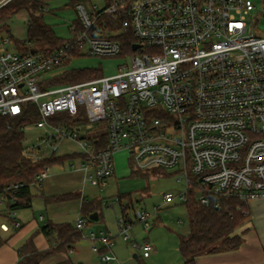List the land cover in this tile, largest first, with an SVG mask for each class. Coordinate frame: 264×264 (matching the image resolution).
Returning a JSON list of instances; mask_svg holds the SVG:
<instances>
[{
	"label": "built area",
	"instance_id": "1",
	"mask_svg": "<svg viewBox=\"0 0 264 264\" xmlns=\"http://www.w3.org/2000/svg\"><path fill=\"white\" fill-rule=\"evenodd\" d=\"M9 1L1 0L0 8ZM76 7L82 29L73 28L51 52L9 49L12 39L0 38V115L19 117L34 106L40 119L32 124L50 131L41 142L24 146V157L39 161L67 139L81 147L78 166L86 183L103 184L115 173L116 153L126 151L135 168L175 169L185 181V189L164 195L165 204L183 202L191 191L202 205L219 210L222 198L263 199L264 37L249 27L253 0H114L93 12L82 3ZM120 12L126 15L121 31L131 30V39L98 24L102 16ZM81 56L125 61L109 76L54 82L76 70L69 66ZM62 113L75 120H53ZM84 117L105 121L106 133L81 136L73 123ZM49 169L36 175L34 186H42ZM23 185L9 184L0 193L2 232H10L11 219L14 227L22 225L5 202ZM151 215L137 212L145 229L152 227ZM84 225L81 215L76 227ZM119 227L131 242L133 221L123 216ZM91 236L95 252L103 244L105 264H124L111 236ZM131 244L143 258L154 250L150 242Z\"/></svg>",
	"mask_w": 264,
	"mask_h": 264
},
{
	"label": "rangeland",
	"instance_id": "2",
	"mask_svg": "<svg viewBox=\"0 0 264 264\" xmlns=\"http://www.w3.org/2000/svg\"><path fill=\"white\" fill-rule=\"evenodd\" d=\"M43 1L46 9L44 13L45 22L53 27L61 40L68 39L72 35V29L79 19V10L76 7L78 3L84 4L89 12L98 11L106 5V0ZM253 2L255 10L252 13L249 27L257 35L264 37V0H253ZM28 20L29 13L26 9H22L8 18H0V38L13 37L12 39L15 41L25 39ZM10 34L12 36H9ZM14 40L6 44V47L12 49L15 45ZM39 46L36 49L40 48L41 52L45 50L47 45ZM124 61L125 59L122 57L81 56L73 59L69 67L80 70L86 69L90 72L100 69L103 75L109 76L114 74L118 65ZM73 127L79 131L81 136H88L90 139L94 135H104L107 131L105 121L90 122L86 117L78 119L77 122L73 123ZM49 132V130L30 124L25 128L24 146L41 142ZM41 146L42 152H48L49 148L45 143H41ZM79 152H81L79 144L66 139L59 141L56 154L68 155ZM130 158L126 151L116 153L115 175L107 178L100 186L86 183L83 193H85L89 203L96 204L93 205V208H97L96 212L100 214L96 221L91 220L90 215L87 214L89 210L93 211V208H87L82 213L81 201L75 198L59 202L53 207L51 213L50 208H46L44 198L40 196V188L33 186L32 206L17 210L19 220L24 224L20 229H15L7 242L0 247V264H12V259L14 257L17 259L16 249L23 243V235L28 230L34 231L31 230L33 226L41 227L45 223V221L40 220L41 214L44 215L46 221L51 219L56 223H71L73 226H76L81 215L85 216V225L81 230L82 238L75 244V251L68 254L72 260L81 264H101L102 262L100 254L92 249V233H94L95 238L99 239L103 233L113 237V252L124 264H184V258L180 252L179 236L187 235L190 230L186 207L181 201L165 204L164 195L168 192L178 193L185 189V181H179L180 175L174 173L175 169L139 170L135 168V163ZM71 163L78 166L80 160L75 157L62 164L53 165L48 170L44 187L47 194L48 191H54L61 187V189H65L72 182L80 179L79 173L70 172ZM132 168L137 169V172L132 173ZM250 205L251 216L249 219L252 220L257 230L263 233L264 199H254ZM124 207H127V217L135 223L132 228L131 242L125 241L119 233V219L123 217ZM156 208H159V211L156 212ZM140 210L152 214L150 218L153 224L151 229H145L143 224L137 220L136 215ZM238 231L245 237L257 234L253 227L251 230L241 228ZM132 242L141 244L150 242L154 244V250L148 258H143L141 250L133 248ZM99 247H103L102 243L99 244ZM236 250L237 253L228 255L223 260L204 259L203 264H264L255 262L252 252L246 251L244 247L241 246ZM236 250L232 251L235 252ZM134 254L139 257L134 258ZM54 256H48L43 264L53 261L56 258V255Z\"/></svg>",
	"mask_w": 264,
	"mask_h": 264
},
{
	"label": "trees",
	"instance_id": "3",
	"mask_svg": "<svg viewBox=\"0 0 264 264\" xmlns=\"http://www.w3.org/2000/svg\"><path fill=\"white\" fill-rule=\"evenodd\" d=\"M113 2L114 0H106L105 6L111 5ZM22 9H26L29 13L27 37L16 41L12 39L13 37H10L14 40L15 46L24 51H32L39 45H47L45 47L47 52L56 49L63 40L59 39L53 27L45 22L44 13L46 9L43 0H11L0 8V18H8ZM124 18H126V15L121 12L114 16H102L99 18L98 24L102 25L105 22L106 27L110 31H121V21ZM73 28L77 31L82 29L79 19ZM9 36L12 35L10 34ZM118 36H126L131 39L133 35L131 30H128L121 31L116 37L118 38ZM97 74H102L100 69L95 72H90L86 69H76L66 75L67 77L58 78L54 82H75ZM27 108L26 113L19 117H4L0 115V193L9 184L20 182L24 184L15 194L8 195L9 199L6 200L5 204L7 208L12 210L32 206V187L39 172L47 167L62 164L78 156L77 153L68 155L53 153L39 161L26 159L23 154L25 128L40 119L36 107L28 106ZM53 120H64L71 123L75 119L67 113H62L53 118ZM131 171L135 173L137 169L132 168ZM64 198L45 197V202L50 203ZM14 199L17 202L12 204ZM219 200L222 204L220 210L214 206L202 205L197 200L195 191L189 192L186 200L183 201L190 228L187 235L179 236L180 252L184 258V264H198V258L202 255L236 250L245 242L244 234L238 233L237 230L251 216L249 203L236 198H222ZM93 205L95 206L96 204L84 203V209L93 208ZM127 207H124L122 211L125 218H127ZM96 210L97 208H93V212ZM83 217L85 218V216ZM13 221L11 219L10 223L12 225ZM40 229L48 240L49 247L40 250L36 247L34 238H29L17 249V264H40L44 258L52 254L58 252L69 253L73 245L82 238L81 230L71 223L53 224L46 221ZM10 235V232L0 231V247L7 242ZM55 264L75 263L71 259H67Z\"/></svg>",
	"mask_w": 264,
	"mask_h": 264
},
{
	"label": "crops",
	"instance_id": "4",
	"mask_svg": "<svg viewBox=\"0 0 264 264\" xmlns=\"http://www.w3.org/2000/svg\"><path fill=\"white\" fill-rule=\"evenodd\" d=\"M70 172H73L75 174H78L79 173L78 175H80L79 176L80 179L77 180V181L75 180L74 183L72 182L69 186L65 187V189H61L62 188L61 187L60 189H55L54 191H48L49 193L47 194L45 192L44 187H45V178L48 175V172H46L47 174H46V176L44 177V179L42 181V186L41 187H36L35 186L36 188H40V190H41V195L40 196L42 198H44V200H45V197L46 198H51V197H65L64 199H60V200L53 201V202H50V203H46L45 202L46 203V208L47 209L50 208L51 213L53 211V207H55L59 202L65 201V200H69V199H73V198L80 199L81 205H82L81 206V212L83 213L84 210H85L84 209V203H87L88 200L86 199L85 193H83L84 192L83 191L84 190V187L86 185V182L84 180V177H85L84 171L79 166H76L75 168H71ZM115 173H116V169H115ZM115 173H114V175H115ZM72 184H74V185L72 186ZM77 185H78V187H77ZM32 194H33V188H32ZM32 196H34V195H32ZM32 201H33V197H32ZM250 203L251 202H249V205H250ZM250 209H251V205H250ZM91 212H93V211L92 210H89L87 212V214H89V213L92 214ZM126 215H127V213H126ZM41 216H43V220L42 221H45L46 222V218L44 217V215L41 214L40 217ZM99 217H100V214H99ZM17 219L18 220L20 219L18 217V214H17ZM47 221L48 222H51L53 224H57L56 222H53V220H51V219H48ZM23 224H24V222H23ZM23 224L20 227H18V228L14 227L11 224L10 233L12 234L15 229H20L21 227H23ZM134 224L135 223L133 222V226H134ZM252 227L254 228L255 231H257V234L252 235L250 237H249V235H248V237H245V235H244L245 242L241 246L244 247L246 249V251L252 252V254L254 255L255 262H262V263H264V232L263 233H260L261 231L259 232L257 230V228L253 224L252 220H250V219H248V221L242 227L238 228V230L241 229V228H245L247 230H251ZM31 230H34V231H29L28 230L27 233H25L23 235V243L21 245H23L29 238L33 237L34 238L35 245H36V247L38 249H40V250L47 249L49 247V243H48V240L46 239V237L44 236V234L41 232L40 227H38V225L37 226H33V228ZM238 230H237V232L238 233H241ZM119 233H120V227H119ZM112 240L114 242V238L113 237H112ZM75 244L73 245V248H72V250L70 252L75 251V249H76L75 248ZM99 244H101V242H99ZM102 246H103V244H102ZM19 247H17V249ZM17 249H16V252H17ZM103 250L105 251L104 246L101 248V251L100 252H96V253H99L100 254V257H101V253L103 252ZM112 250H113V248H112ZM234 253H237V250L235 252H233V251H228L227 252L226 251V252H221V253H216V254H210V255H204V256L202 255V256H200L198 258V264H203L204 259H207V258H214L215 260H223V259H225L226 256L232 255ZM68 254H69L68 252H58V253L52 254V255H50V257L56 255V258L53 261L48 262L47 264H55V263H59V262L65 261L67 259H71L72 260V258ZM138 257L139 256H137V254H134V258H138ZM45 259L46 258H44L41 261L40 264H43V261ZM17 261H18V253H17V259H15V257H14V259H12V264H17ZM72 261L74 263L81 264L78 261H74V260H72ZM101 261H102V259H101ZM101 264H105V263L102 261Z\"/></svg>",
	"mask_w": 264,
	"mask_h": 264
},
{
	"label": "water",
	"instance_id": "5",
	"mask_svg": "<svg viewBox=\"0 0 264 264\" xmlns=\"http://www.w3.org/2000/svg\"><path fill=\"white\" fill-rule=\"evenodd\" d=\"M138 46H135L134 48L136 49ZM37 49H33L32 52H36ZM17 202V200H12V204H15ZM91 220H98L99 219V213L98 212H93L92 214H90V217H89ZM136 256V255H135Z\"/></svg>",
	"mask_w": 264,
	"mask_h": 264
}]
</instances>
